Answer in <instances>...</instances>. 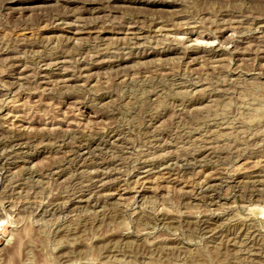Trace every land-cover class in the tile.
<instances>
[{"label":"rangeland","instance_id":"obj_1","mask_svg":"<svg viewBox=\"0 0 264 264\" xmlns=\"http://www.w3.org/2000/svg\"><path fill=\"white\" fill-rule=\"evenodd\" d=\"M0 264H264V0H0Z\"/></svg>","mask_w":264,"mask_h":264},{"label":"bare ground","instance_id":"obj_2","mask_svg":"<svg viewBox=\"0 0 264 264\" xmlns=\"http://www.w3.org/2000/svg\"><path fill=\"white\" fill-rule=\"evenodd\" d=\"M177 49V48H176ZM176 51V50H175ZM180 52V51H179ZM189 53V52H188ZM194 53V52H193Z\"/></svg>","mask_w":264,"mask_h":264}]
</instances>
